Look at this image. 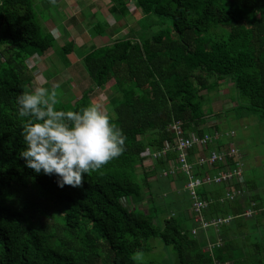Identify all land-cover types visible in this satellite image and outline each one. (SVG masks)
<instances>
[{"label": "trees", "instance_id": "obj_1", "mask_svg": "<svg viewBox=\"0 0 264 264\" xmlns=\"http://www.w3.org/2000/svg\"><path fill=\"white\" fill-rule=\"evenodd\" d=\"M108 11L115 24L92 23L100 43L80 55L91 88L81 97L77 90L68 103L59 100V107L78 111L95 104L91 91H110L114 114L108 115L126 135V150L85 174L83 187L60 188L55 175L35 173L20 156L25 144L16 105L35 85L30 61L55 52L57 36L39 22L35 0H0V264H136L132 254L151 249L153 237L172 246L177 264H264V199L256 182L243 175V182L202 185L200 197L211 199L204 218L232 216L202 228L184 189L188 178L177 169L178 152L145 153L174 145L169 125L181 121L186 133L220 134L190 150L195 174L222 167L196 160L231 144L224 139L234 130H219L213 109H206L209 94L226 82L248 99L238 109L264 121V0H110ZM57 12L49 18L55 24ZM67 21L77 24L75 17ZM74 49L71 39L60 51ZM171 166L175 174L163 176ZM160 180L176 189L156 193ZM228 190L236 192L233 199Z\"/></svg>", "mask_w": 264, "mask_h": 264}, {"label": "rangeland", "instance_id": "obj_2", "mask_svg": "<svg viewBox=\"0 0 264 264\" xmlns=\"http://www.w3.org/2000/svg\"><path fill=\"white\" fill-rule=\"evenodd\" d=\"M35 1L36 8L38 9V20L44 28V25L47 26L50 22L48 21L50 15L52 12L55 14L56 9L58 11L56 15L58 18H56L57 25L55 26L52 21L50 28L57 36V43L54 48L56 53L51 51V56H46L47 59L45 60L39 57L30 61L31 65H36L37 68H35L36 79L34 80V87L45 86L53 88L58 86L59 100L68 103L67 101L75 95L74 93L77 90V96L81 97L82 93L91 86V81L87 76L88 73L84 68L82 57L80 56L90 51L92 45L97 46L100 43L98 37L93 38L91 24L103 23L105 25V23H109L113 27L116 17L114 14H110L109 11L103 9H99L96 13H93L89 4L91 1L96 0H77L79 5L74 3L73 7H69L71 10L67 8L70 4L64 0H60L59 4L56 3L55 5L50 4L49 0ZM99 5L102 8L104 3ZM81 7L84 10L86 19L80 17L79 10ZM60 8L63 10H60ZM131 9L133 14L136 16L140 15V9L134 3L131 5ZM72 14L74 15L71 16ZM70 16L78 18L75 26H72V24L67 25L69 23L67 18H71ZM132 25L136 28L139 27L135 22ZM127 30L124 29L122 33H118L117 35H122ZM71 39L75 41V53L72 52L70 55L67 54L65 56L61 53L60 49ZM66 60L68 61L66 62ZM109 92L96 88L89 95L95 105H98L103 111L106 110L105 112L107 113L111 112L114 114L109 103ZM246 103H248V99L243 97L234 85L226 82L221 87V90L209 94L206 101V109L209 112L213 109L210 113L214 112L216 114L213 115L215 116V121H213L219 130H234V133L227 137L225 136V139L226 141H233V144L239 149L242 156L244 176L248 180L256 182L260 188L259 192L264 199V121H261L254 114L245 115L242 113L245 109H238L239 106H246ZM146 164L149 165L151 162L147 161ZM154 178L155 176L151 177V180ZM200 188H198V191H200ZM152 189L156 193H159L158 191L161 190L163 192L161 194L166 195L174 191L176 187L173 184L169 185L167 182L165 185L160 180V183L154 182ZM142 206L147 209L149 203L145 201ZM147 243L151 246V249L143 251L145 253L144 262L155 261L160 264H177L176 254L172 246L165 245L159 237L150 238Z\"/></svg>", "mask_w": 264, "mask_h": 264}, {"label": "clouds", "instance_id": "obj_3", "mask_svg": "<svg viewBox=\"0 0 264 264\" xmlns=\"http://www.w3.org/2000/svg\"><path fill=\"white\" fill-rule=\"evenodd\" d=\"M57 88L37 86L17 96L25 144L20 156L35 173L55 175L60 188L83 187L85 174L98 172L124 153L127 137L98 105L78 111L60 108ZM131 259L143 264L145 253L137 250Z\"/></svg>", "mask_w": 264, "mask_h": 264}, {"label": "built area", "instance_id": "obj_4", "mask_svg": "<svg viewBox=\"0 0 264 264\" xmlns=\"http://www.w3.org/2000/svg\"><path fill=\"white\" fill-rule=\"evenodd\" d=\"M169 128L175 133V143L170 145L167 143L163 148L152 151L147 149L145 152L147 155L152 156L153 158L163 157L165 158L168 155V152L171 150H176L178 152L177 162L178 168L187 176V180L184 184V189L189 192L193 199L192 208L198 214L197 220L200 221L201 227L205 228L209 225L218 226L224 222H228L232 219V216L227 217H218L211 220H206L202 214L204 208H206L211 199L201 198L198 193V188L206 183H227L232 181L243 182V162L242 156L239 149L233 144H229L226 147H222L219 150H211L206 156L204 154H199L197 162L199 165H214L222 164V167H218L213 173L206 175H196L194 162L189 159V152L193 148L202 149L208 143H213L218 139L219 133L211 135L205 133L203 135L186 133L182 127L181 121H173ZM234 132L232 131V134ZM233 159L234 164L230 165L229 160ZM176 168L171 166L164 171V174L174 175ZM238 190L237 192H239ZM241 192V191H240ZM236 195L235 191L228 190L226 192V197L233 199ZM253 209L250 208L246 211L247 215L253 213ZM196 232V229L194 230Z\"/></svg>", "mask_w": 264, "mask_h": 264}, {"label": "crops", "instance_id": "obj_5", "mask_svg": "<svg viewBox=\"0 0 264 264\" xmlns=\"http://www.w3.org/2000/svg\"><path fill=\"white\" fill-rule=\"evenodd\" d=\"M64 1H66L67 3H69L70 5H68V7L67 8H69L70 6H74V3H76L77 5H79L78 3H77V0H64ZM79 1V0H78ZM101 3H104V6L101 8V6L99 5V4H101ZM72 4V5H71ZM109 4H110V0H96V1H91L90 2V8H91V11H93V13H96V11L97 10H99V9H103V10H106V11H108V8H109ZM133 3H131V5H132ZM79 7V6H78ZM61 9V8H60ZM70 10H71V8H69ZM61 10H63V9H61ZM105 11V12H106ZM79 12H80V17L81 18H85L86 19V17H85V13H84V10H82V7L80 8V10H79ZM74 14H72L71 16H73ZM70 16V17H71ZM70 18H67V20H69ZM78 19V18H77ZM48 21H50L49 23H48V27L49 28H51V25H52V21L53 20H48ZM54 23V22H53ZM55 24V23H54ZM55 26H56V24H55ZM230 85H232L231 83H230ZM209 123H213L212 122V120L210 119V122ZM224 141L225 142H228V143H233V141H226V139H224ZM201 152V150H199V151H197V155H198V153H200ZM246 179H247V177H246Z\"/></svg>", "mask_w": 264, "mask_h": 264}, {"label": "bare ground", "instance_id": "obj_6", "mask_svg": "<svg viewBox=\"0 0 264 264\" xmlns=\"http://www.w3.org/2000/svg\"><path fill=\"white\" fill-rule=\"evenodd\" d=\"M203 228V227H202Z\"/></svg>", "mask_w": 264, "mask_h": 264}]
</instances>
